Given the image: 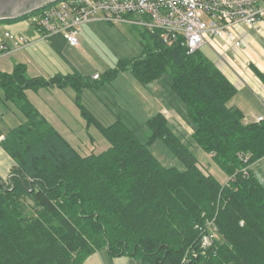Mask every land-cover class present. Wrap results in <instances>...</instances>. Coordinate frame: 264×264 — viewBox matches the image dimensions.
<instances>
[{"label":"trees","instance_id":"trees-1","mask_svg":"<svg viewBox=\"0 0 264 264\" xmlns=\"http://www.w3.org/2000/svg\"><path fill=\"white\" fill-rule=\"evenodd\" d=\"M144 32L149 41L139 57L121 59L96 78L28 76L22 63L0 70L3 100L24 118L0 130V146L13 160L6 179L0 177V264H83L100 250L142 264H264V185L250 169L264 159V120L244 122L242 110L227 104L237 88L199 49L187 53L158 31ZM251 68L264 84V73ZM120 71L142 85L168 74L191 138L226 172L224 184L199 167L163 113L146 120L150 134L141 142L121 118L103 125L79 102L83 89L101 88ZM50 87L75 91L86 124L107 140L105 150L81 155L27 97ZM156 138L184 170L152 154L148 145ZM208 220L215 236L202 249Z\"/></svg>","mask_w":264,"mask_h":264},{"label":"rangeland","instance_id":"rangeland-1","mask_svg":"<svg viewBox=\"0 0 264 264\" xmlns=\"http://www.w3.org/2000/svg\"><path fill=\"white\" fill-rule=\"evenodd\" d=\"M32 16L0 21V52L7 50L3 49L5 43L10 51L16 49L12 40L4 36L5 31L13 35L21 34V36L29 39L28 33L35 31L31 22ZM133 18L142 19L139 15L133 16ZM82 28L83 31L78 34V40L82 43L81 46L70 47L66 45L68 44L66 41L61 42V44L55 45L52 51L47 49L43 55L40 53L41 64L47 69V66L52 67L56 60L65 66L64 72H67L66 74L76 72L81 76L92 77L95 72L101 74L110 68H114L121 59L131 60L139 57L142 54L143 44L149 41L148 34L144 32L145 27L136 22L112 24L103 21H89L84 22ZM249 33H251L256 42L264 45V31L263 33L262 31L255 33L251 30ZM55 34L51 35L50 42L55 40L56 37H61L59 36L61 35L60 33ZM199 51L210 61L216 63L217 55L207 44L202 45ZM227 54L230 57L236 55L230 49L227 50ZM240 54L246 58L243 52ZM28 65L30 69L37 68L36 66L40 65V63L33 61V63L30 62ZM12 68L5 71H11ZM249 69L251 70L250 66ZM123 73H127L125 74L127 76H124ZM26 74L32 76L31 71L26 72ZM129 74L128 71H120L112 81L104 83L100 89H83L79 102L88 110H91L103 125L111 124L118 113L126 115L127 118L122 116L123 120L136 129V135L141 142H145L150 134L146 126V120L159 111L163 112L168 119V126L192 151L199 167L205 173L211 174L217 181L224 184L228 179L226 172L217 165L210 153L205 152L191 138L192 125L186 120L185 105L172 92L169 86L168 74H163L160 78L146 85L134 82L135 80H130V78L128 79ZM136 83H139L142 88H138ZM242 88L248 92L247 102L242 98L244 94L242 96L239 91L227 104L229 106L234 104L247 105L253 111L262 109V103L258 101L255 95L253 96L254 92L250 96L252 90L246 85L242 86ZM62 89L58 87L41 88L38 94H32V100L41 108H51L49 106L54 108L58 103L65 106V109L63 107L61 110L70 116V120L66 122L67 125L62 123L61 119L58 118L57 120L54 114L51 116L50 121L81 155L97 154L105 150L109 146L107 140L92 124H86L76 103L75 91L71 87ZM110 97L112 98L111 101L108 99ZM144 98H146L147 102H144ZM12 107L11 109L7 108V111L0 116V128L2 130L13 128L24 119L22 113L14 106ZM148 149L164 166L175 167L178 170L185 169L183 163L160 138H156L150 143ZM254 164L256 167H262L264 159H260ZM259 180L264 185L263 177H260ZM106 253H104V257L107 261L111 259V256ZM105 264H119V261L112 260Z\"/></svg>","mask_w":264,"mask_h":264},{"label":"built area","instance_id":"built-area-1","mask_svg":"<svg viewBox=\"0 0 264 264\" xmlns=\"http://www.w3.org/2000/svg\"><path fill=\"white\" fill-rule=\"evenodd\" d=\"M39 10L31 22L43 39L60 33L68 45L78 46L84 22H136L150 31H158L165 43L184 46L187 53L207 44L218 56V66L227 65L237 75H244L245 68L250 70L247 37L251 30L260 32V24L264 22V0H53ZM136 15L142 19H134ZM4 36L16 48L28 44V39L21 35L6 31ZM6 48L4 45L3 49ZM229 49L236 55L230 57ZM254 120L263 121L264 114ZM215 230L213 220H208L206 230H202L200 248L210 247Z\"/></svg>","mask_w":264,"mask_h":264},{"label":"crops","instance_id":"crops-1","mask_svg":"<svg viewBox=\"0 0 264 264\" xmlns=\"http://www.w3.org/2000/svg\"><path fill=\"white\" fill-rule=\"evenodd\" d=\"M83 25H84V23L81 24L79 33H81L83 31V28H82ZM260 27H262L261 31L263 33L264 22H262L260 24ZM35 31H36V29H35ZM35 31L34 32L31 31L28 33V35H27V36H29L28 44L22 45L19 48L15 47L16 49H13L10 51V49L7 47V45L5 43L7 50L4 52H0V58H1L0 59V70L5 71V70L13 67L17 63H22L26 66V72H28V71L32 72V76H42L44 78H49V77L54 76L56 74L65 75L67 72H64L65 66L61 65V63H59L55 60V64H52V67L47 66V69H46L41 64L42 60H40L41 59L40 53H42V55H43L47 51V49L52 51L53 48L55 47V45L57 46V45L61 44V42H65V39L63 38V36L57 34L61 37H56L55 40L50 42V39L52 36L48 37L47 39H43V38H40L39 33L37 31L36 32ZM260 32H255V33H260ZM18 35H21V34H18ZM247 38H248V40L246 42L248 43V46L246 47V52L249 53L250 59L252 60V63H250L249 66L251 68V64H253V66H255L259 71L264 73V62H263V60H264V45L256 42L255 39L252 37L251 33H249V36ZM81 44L82 43L79 41L78 46H81ZM66 45H68V44H66ZM68 46H70V45H68ZM70 47H72V46H70ZM33 61H37L38 63H40V65L36 66L38 69L37 68H31L30 69L29 68L30 66L28 65V63H30V62L33 63ZM214 64L231 81V83L237 88L236 94H238L239 91L241 92L240 93L241 95L244 94V97H242V98H244L245 102H247L246 98L249 95H248V92H246L245 89L242 88V86H244V85H246L247 87H249L252 90L251 92L249 91L251 94L250 96H252V93L254 92L253 96L255 95V97L258 99V101H260L262 103L263 107L259 111H253L247 105L241 106L239 104H234L233 106L240 108L242 110V112L244 113V120L243 121L244 122L254 121V118L257 115L264 114V104L262 101L263 96H264V84L262 82H260V80L253 74L252 68H251V70H248V71L245 68L244 75H237L231 69H229V67L227 65L222 64V66L219 67L218 66L219 65L218 64V56H217V61ZM6 72H10V71H6ZM96 73L97 72L93 73L92 77ZM123 74H124V76H127V75H125L127 73H123ZM128 76H129L128 79L130 78V80L132 79L133 81L135 80L134 82H138L131 74H129ZM136 85L138 86V88H142V87H140L141 85L139 86V83H136ZM65 88H63L62 90H64ZM98 89H100V88H98ZM40 90H38V91H27L26 92L27 97L32 102V104L49 121V123L52 126H54V125L52 124V122L50 120H51V116L53 114L56 116L57 120L59 118V119H61L62 123L66 124V122L68 120H70V116L66 112H63V110H61V109H63V107L65 109L64 105L58 103L54 106V108H52V106H49V104H48V106L51 108H46V107L41 108V106H38L37 104H35V102H33L34 100H32V94H34V93L38 94ZM247 90H249V89H247ZM50 93H51V91H50ZM108 99L110 101L112 100L111 97ZM144 102H147L146 98H144ZM12 106H14V105L11 103L5 102L3 100V93L0 90V116H2V114L7 111L6 110L7 108L8 109L13 108ZM89 111L92 113L91 110H89ZM159 112H161V111H159ZM161 113H163V112H161ZM122 116H125L127 118L126 115H122L121 113L120 114L118 113L116 115V118H121L123 120ZM95 117L97 118V116H95ZM128 119H130V118H128ZM0 130L2 131V133L6 132V130H2L1 128H0ZM2 137L3 136L0 135V139ZM12 165H13L12 158L0 146V177L2 179H6ZM250 169L258 179H260V177H263V179H264V165H262V167H260V166L256 167V165L253 163L251 165ZM104 253H106V251L100 250V251H97V252L89 255L84 260L83 264H105V263H108L109 261H112V260L113 261H116V260L119 261V264H142L137 259H135L134 257H130V256L110 257L111 259H108L106 261V259L104 257ZM133 260H135V261H133Z\"/></svg>","mask_w":264,"mask_h":264},{"label":"water","instance_id":"water-1","mask_svg":"<svg viewBox=\"0 0 264 264\" xmlns=\"http://www.w3.org/2000/svg\"><path fill=\"white\" fill-rule=\"evenodd\" d=\"M53 0H0V21L11 20L39 10Z\"/></svg>","mask_w":264,"mask_h":264},{"label":"bare ground","instance_id":"bare-ground-1","mask_svg":"<svg viewBox=\"0 0 264 264\" xmlns=\"http://www.w3.org/2000/svg\"><path fill=\"white\" fill-rule=\"evenodd\" d=\"M201 226H203V225H201Z\"/></svg>","mask_w":264,"mask_h":264}]
</instances>
